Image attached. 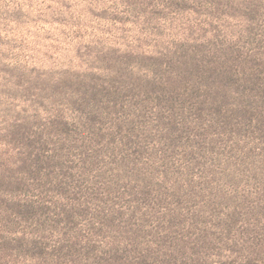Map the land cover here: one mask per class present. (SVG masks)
Instances as JSON below:
<instances>
[{"label": "rangeland", "instance_id": "374dc122", "mask_svg": "<svg viewBox=\"0 0 264 264\" xmlns=\"http://www.w3.org/2000/svg\"><path fill=\"white\" fill-rule=\"evenodd\" d=\"M0 264H264V0H0Z\"/></svg>", "mask_w": 264, "mask_h": 264}]
</instances>
